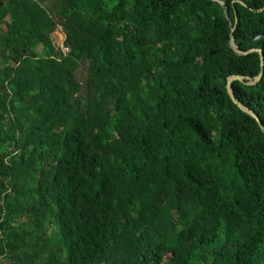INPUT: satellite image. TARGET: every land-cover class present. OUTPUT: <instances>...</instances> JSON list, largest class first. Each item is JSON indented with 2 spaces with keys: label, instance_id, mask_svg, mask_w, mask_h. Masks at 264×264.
<instances>
[{
  "label": "trees",
  "instance_id": "trees-1",
  "mask_svg": "<svg viewBox=\"0 0 264 264\" xmlns=\"http://www.w3.org/2000/svg\"><path fill=\"white\" fill-rule=\"evenodd\" d=\"M218 1L0 0V264H264V0Z\"/></svg>",
  "mask_w": 264,
  "mask_h": 264
},
{
  "label": "water",
  "instance_id": "water-1",
  "mask_svg": "<svg viewBox=\"0 0 264 264\" xmlns=\"http://www.w3.org/2000/svg\"><path fill=\"white\" fill-rule=\"evenodd\" d=\"M213 1H217L218 3H220L223 8H224V12H225V15H226V19L229 21L230 23V19H229V16H228V11L227 9L225 8V4L221 1H218V0H213ZM230 27H231V24H229ZM232 31H233V28H231V33H230V46L233 48V50L241 55H245L246 53L244 52H240L239 48L235 45V42H234V38H233V35H232ZM250 52H257L259 53L260 55V58H261V72L260 74L258 75V77L255 78V82H257L260 77H261V74H262V71H263V57H262V52L260 50H252ZM234 81H240V82H243L244 81V78L242 77H239V76H234V77H230L228 80H227V93L231 99V101L242 111L244 112L245 114L249 115L250 117H252L258 124V126L261 128V130L264 132V129H263V126L262 124L259 122L258 118L249 110L247 109L246 107H244L241 103H239L236 98L234 97L233 95V92H232V89H231V84L234 82Z\"/></svg>",
  "mask_w": 264,
  "mask_h": 264
},
{
  "label": "rangeland",
  "instance_id": "rangeland-1",
  "mask_svg": "<svg viewBox=\"0 0 264 264\" xmlns=\"http://www.w3.org/2000/svg\"><path fill=\"white\" fill-rule=\"evenodd\" d=\"M52 39L54 40V42H56L58 45H61L62 42H63V36L59 33V32H55L53 35H52ZM39 53H41V50H39Z\"/></svg>",
  "mask_w": 264,
  "mask_h": 264
},
{
  "label": "built area",
  "instance_id": "built-area-1",
  "mask_svg": "<svg viewBox=\"0 0 264 264\" xmlns=\"http://www.w3.org/2000/svg\"><path fill=\"white\" fill-rule=\"evenodd\" d=\"M60 49H61V51H62L63 54H65V53L68 52V49L63 44L60 45Z\"/></svg>",
  "mask_w": 264,
  "mask_h": 264
}]
</instances>
